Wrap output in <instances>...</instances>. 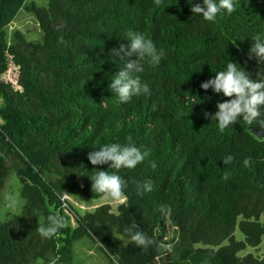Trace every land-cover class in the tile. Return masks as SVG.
I'll return each instance as SVG.
<instances>
[{"label":"trees","instance_id":"obj_1","mask_svg":"<svg viewBox=\"0 0 264 264\" xmlns=\"http://www.w3.org/2000/svg\"><path fill=\"white\" fill-rule=\"evenodd\" d=\"M47 1L0 0V201L12 171L25 200L20 212L0 219V264H50L54 257L79 264L75 242L85 236L115 264H264V254L239 255L264 236V138L252 130L264 127V115L220 132L205 112L230 98L200 87L230 61L264 78V63L249 58L251 36L264 35V0H237L236 11L214 22L192 13L188 0ZM24 7L39 20L40 39L20 29L9 34ZM128 32L151 39L164 56L158 65L140 61L137 75L151 94L121 103L109 89L123 67L112 50ZM11 63L19 87L2 78ZM128 138L148 153L134 169L88 160L93 148ZM100 170L127 181L126 202L117 213L110 203L81 213L65 192L105 195L92 189L90 176ZM149 181L150 192L138 191ZM52 214L65 226L42 238L38 228ZM134 225L154 243L131 242ZM237 227L245 240L235 238Z\"/></svg>","mask_w":264,"mask_h":264},{"label":"clouds","instance_id":"obj_2","mask_svg":"<svg viewBox=\"0 0 264 264\" xmlns=\"http://www.w3.org/2000/svg\"><path fill=\"white\" fill-rule=\"evenodd\" d=\"M159 5L161 0H155ZM191 12L203 18L205 21L214 22L221 13L231 14L236 11L237 0H188ZM253 41L249 49V58H255L257 63H264V35L256 34L251 36ZM114 56L123 61V67L119 68L115 76L111 79L109 89L116 93L121 103H127L133 97L147 96L151 94L147 83L142 82L137 73L144 70L140 61H145L151 65H158L161 62L164 52L158 49L151 39L145 38L142 34L135 32L127 33L126 43H121L118 49H113ZM235 61H230L225 68L216 72L215 76L203 81L200 87L207 91L211 89L213 93L230 99L223 100L216 104V111L212 114L205 112L206 117L214 119L220 132H223L230 125H233L239 119L249 126L257 122L264 113V78L253 79L244 68ZM264 125V121H260ZM264 131V128L261 129ZM148 153L141 151L135 143L128 138V142L106 143L99 148H93L87 154L88 160L92 165H107V168L114 170L134 169L142 163ZM233 159L227 156L224 163H229ZM245 160V166L248 165ZM153 167L155 164L153 163ZM92 180V189L96 193L106 194L110 199L124 203L127 199L124 189L127 187V181L117 174L105 170L98 171L90 176ZM224 179H228L225 173ZM142 188L144 191L152 190L151 182H145L138 186V191ZM63 199V197H61ZM9 208H15V203H9ZM164 209H161L163 211ZM65 226L64 218L58 214H52L47 217V225H41L38 232L42 238H52L59 229ZM128 234L138 247L147 248L154 241L147 236L145 232L134 225L133 229L128 230ZM59 257L50 260V264H57Z\"/></svg>","mask_w":264,"mask_h":264},{"label":"rangeland","instance_id":"obj_3","mask_svg":"<svg viewBox=\"0 0 264 264\" xmlns=\"http://www.w3.org/2000/svg\"><path fill=\"white\" fill-rule=\"evenodd\" d=\"M28 2H36L38 5H46L47 0H28ZM22 30L30 40H37L43 36V30L40 26V22L37 19L34 11L24 7L18 14L16 19L8 27V32L11 34L14 30ZM3 80L12 82L16 87H19V67L14 63H11L9 69L2 76ZM3 103V99L0 97V104ZM22 183L16 173L12 171L9 175L5 187L2 191V198L0 201V219H5L14 213H18L22 210L25 200L21 192ZM65 197L71 202L75 208L85 213L88 211H94L99 205L103 203H110L113 212H118V206L122 203L119 201L110 199L106 194L97 199H88L83 196L73 195L69 191L65 192ZM15 203V208H9V203ZM126 202V201H125ZM264 221V214L262 216ZM71 224L76 225L74 216H71ZM235 238L237 240H245L243 231L237 227L235 230ZM248 253H253L257 256H263L264 254V236L259 246H247L245 249L239 252L240 256H244ZM75 258L79 264H115L105 254L99 243L94 242L90 237L85 236L75 242ZM35 264H45L43 260H38Z\"/></svg>","mask_w":264,"mask_h":264},{"label":"water","instance_id":"obj_4","mask_svg":"<svg viewBox=\"0 0 264 264\" xmlns=\"http://www.w3.org/2000/svg\"><path fill=\"white\" fill-rule=\"evenodd\" d=\"M262 128L264 127H261V128L253 127L252 128L254 134H256L259 138H264V131L261 130Z\"/></svg>","mask_w":264,"mask_h":264}]
</instances>
